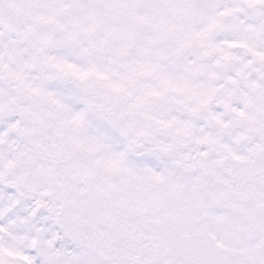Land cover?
Wrapping results in <instances>:
<instances>
[{
    "label": "snow or ice",
    "instance_id": "snow-or-ice-1",
    "mask_svg": "<svg viewBox=\"0 0 264 264\" xmlns=\"http://www.w3.org/2000/svg\"><path fill=\"white\" fill-rule=\"evenodd\" d=\"M0 264H264V0H0Z\"/></svg>",
    "mask_w": 264,
    "mask_h": 264
},
{
    "label": "flooded vegetation",
    "instance_id": "flooded-vegetation-1",
    "mask_svg": "<svg viewBox=\"0 0 264 264\" xmlns=\"http://www.w3.org/2000/svg\"><path fill=\"white\" fill-rule=\"evenodd\" d=\"M100 242H101L102 244H103V243H105V241H104V240H101Z\"/></svg>",
    "mask_w": 264,
    "mask_h": 264
},
{
    "label": "rangeland",
    "instance_id": "rangeland-1",
    "mask_svg": "<svg viewBox=\"0 0 264 264\" xmlns=\"http://www.w3.org/2000/svg\"><path fill=\"white\" fill-rule=\"evenodd\" d=\"M101 243V242H100ZM102 244V243H101Z\"/></svg>",
    "mask_w": 264,
    "mask_h": 264
}]
</instances>
